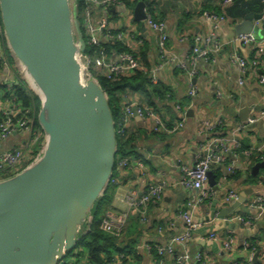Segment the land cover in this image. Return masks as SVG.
<instances>
[{"label": "crops", "instance_id": "obj_1", "mask_svg": "<svg viewBox=\"0 0 264 264\" xmlns=\"http://www.w3.org/2000/svg\"><path fill=\"white\" fill-rule=\"evenodd\" d=\"M141 1L146 3V11L154 21L164 26L163 34L167 38L165 53L161 54L159 50L160 35L144 23L143 26L133 21L134 3L108 11L112 32L125 36L127 45L124 47L138 55L136 59L139 63L141 61L147 78L155 80L149 82L152 89L156 90L155 93L149 89L150 96H145L141 91L127 90L121 96L120 107L126 102L141 105L151 102L150 106L168 128L177 124L182 127L175 133L156 137L151 131V121L135 115L130 118L128 131L136 137V156L130 157V166L126 170L115 175L116 182L112 183L115 190L104 221L111 212V215L125 219L119 243L123 247L134 245V264H155L142 246L146 243L165 246L170 239L181 234L184 223L180 214L184 211H191L193 220L200 223V227L191 240L184 245L174 246L172 256L164 257V264H179L180 260V264H197V254H202L208 264H230V253L223 248L226 241L230 242L233 253L251 240L262 251L264 239L259 232V224L245 228L235 223H226L224 219L247 213L241 212L243 209L248 210L249 215H254L255 212L250 211L248 205L256 197L264 198V169L256 177L252 176L250 172L255 164L249 159L252 154L264 152V84L258 82L259 76L264 74V22L254 21L252 41L242 44L235 41V38L238 36L237 26L244 18L234 21L225 19L217 30H213L201 15L205 10L223 11L228 7L223 5L224 0ZM263 11L260 14H249L262 15ZM79 30L80 26L76 30L77 34H80ZM1 32L3 34L0 29ZM210 34H214L211 44H204ZM77 38L79 47L85 48L81 34ZM195 38L200 39V47L206 46V49L212 51L207 61L196 63V74L190 76L189 70H180L177 65L186 63L189 66ZM144 45L148 47L144 50L147 64L142 60V52L138 53ZM215 46L218 47L216 52L213 51ZM4 47L10 69L0 68V99L18 82H24L40 101L39 93L13 57L6 41ZM234 54L250 66L243 75L242 86L238 85L240 69L230 59ZM106 58L117 61L115 56ZM191 89L195 92L194 96L188 95ZM217 92L222 96L217 97ZM241 112L244 114L241 115ZM241 118L246 121L243 122ZM251 120H254L252 124L249 123ZM203 122L214 125L205 135L201 133ZM240 126L243 127L241 131L235 133ZM222 137L229 141L234 139L240 147L237 148L239 152L236 150L235 158L226 155L225 164L212 168L210 172L215 187L207 182L204 187L207 196L200 200L198 192L180 186L181 169L193 164L199 144ZM36 139L41 140L42 150L45 135L39 134ZM20 141V134L11 136L0 143V153L18 147ZM231 162L237 171L235 176L227 170ZM149 185L163 186V192L158 204L148 207L147 223H142L136 211L129 206L128 198L132 193L139 197ZM230 191L237 193L238 199L225 203L223 199ZM160 228L161 233L158 232ZM210 235H216L217 240L212 241ZM258 260L264 264L260 253Z\"/></svg>", "mask_w": 264, "mask_h": 264}, {"label": "water", "instance_id": "obj_2", "mask_svg": "<svg viewBox=\"0 0 264 264\" xmlns=\"http://www.w3.org/2000/svg\"><path fill=\"white\" fill-rule=\"evenodd\" d=\"M145 7L137 2L135 23L143 25ZM74 17L73 0H0L4 39L40 95L46 137L31 164L0 181V264L64 261L112 178L115 125L106 95L78 60ZM260 18L246 15L238 35L251 34ZM262 169L264 160L250 173ZM258 256L252 264H261Z\"/></svg>", "mask_w": 264, "mask_h": 264}, {"label": "built area", "instance_id": "obj_3", "mask_svg": "<svg viewBox=\"0 0 264 264\" xmlns=\"http://www.w3.org/2000/svg\"><path fill=\"white\" fill-rule=\"evenodd\" d=\"M85 3V9L82 15L81 27L86 33L87 40L85 45H93L99 47L102 43L119 41L123 46L127 45V40L122 33L113 34L112 29L109 25L107 13L110 9L119 8L124 5V0H83ZM134 1V0H132ZM233 0H224L223 5H229ZM264 5V0H260ZM145 20L143 23L160 35L159 50L160 53H165V44L167 41L166 36L163 34L164 26L161 23L154 22L152 16L146 11L145 7ZM203 19L210 24L213 30H217L221 24L224 23L225 18L223 16L215 15L212 13H203ZM257 22H264V11L261 18ZM214 34H210L205 39L204 44H211ZM235 41L241 42L242 44H248L252 41V35H238ZM194 47L192 48V55L189 61V66L186 63H180L177 67L180 70H189V75L193 76L196 74L195 65L199 61H207L209 59L210 52L212 50L202 48L199 46L200 39H194ZM139 44V43H138ZM84 47V46H83ZM80 47L78 54V60L83 68V72L88 77L93 76H105L108 79L115 77L126 76L133 72H146L141 64L138 62L136 57L131 54H118L115 55L117 61H110L104 54L92 57L85 53V48ZM218 47L215 46L213 51H217ZM232 63L236 64L241 72V78L238 80V85L244 84L243 75L249 70V64L234 54L231 56ZM0 65L5 69H10L9 61L4 50L3 36L0 33ZM190 68V69H188ZM154 78H150V82L153 83ZM259 84H264V74L259 76ZM27 88V87H26ZM28 89V88H27ZM194 90L189 91V96H194ZM217 97H221L220 92L216 93ZM15 101L14 95L11 93L10 98L4 96L0 99V143L6 141L15 134L21 135L20 145L13 148L10 151L0 153V173L6 172L10 176L21 172L30 163H32L38 156L34 154L33 147L37 143L36 131L31 125V119L28 116V111L22 110L19 104ZM121 120L116 127H114L115 133L123 135L128 129V124L132 116H138L139 118L146 119L152 122L151 131L154 134H168L175 133L181 129L182 125L177 124L173 128H168L166 124L161 120L159 115L153 112L150 108L143 106L137 102H126L122 107ZM254 120L249 121L252 124ZM248 123V122H247ZM214 128V125L203 122L201 133L204 135L210 132ZM243 127L240 126L235 130V133L241 131ZM231 142V143H230ZM239 145L234 139L229 141L227 138H213L207 140L202 144L198 145L197 156L191 166H184L181 169L180 186L188 191L198 192L199 199L203 200L207 196L205 185L208 182L207 174L212 170L213 167L225 164L226 155H232L235 158V152ZM41 152V150H40ZM39 152V153H40ZM229 155V156H230ZM37 156V157H36ZM130 166L128 159L119 158L117 162L116 170L121 173ZM229 173H233L234 164L233 162L227 165ZM111 182V181H110ZM113 180L112 183H115ZM163 192V186L149 185L143 191L139 197H135L134 193L129 196V206L136 211L142 223H147V209L150 206H155L161 199ZM237 193L230 191L226 193L224 202H230L237 200ZM250 211H254V215L242 216L240 214L232 215L224 219L226 223H235L245 228L252 227L256 222L262 219L264 211V198L256 197L251 200L248 205ZM180 219L184 223V230L181 234L174 236L170 239L165 246H156L157 253L159 255L172 256L173 248L175 245H184L186 242L191 240L196 230L200 227V223L193 220V214L191 211H184L180 214ZM126 221L123 217H117L109 214L106 221L103 222V229L107 232L120 233L125 227ZM159 233L162 232L160 228ZM212 241L217 240L216 235H210ZM147 250L149 254L151 246L146 243L142 246ZM243 249L237 252L232 251V247L229 241L224 242L223 248L230 253V264H239V260L246 262V264H252L251 258L255 254V249L248 250V243L243 244ZM261 257L264 259V250L258 251ZM257 253V252H256ZM202 254H197L195 261L197 264H208L204 260ZM125 260H128L125 256H117L113 259V264H125ZM186 261V258H183ZM182 260L178 261L180 264ZM64 261L59 264H65Z\"/></svg>", "mask_w": 264, "mask_h": 264}, {"label": "trees", "instance_id": "obj_4", "mask_svg": "<svg viewBox=\"0 0 264 264\" xmlns=\"http://www.w3.org/2000/svg\"><path fill=\"white\" fill-rule=\"evenodd\" d=\"M134 1L135 2H131L130 0H124L123 2L126 5L134 3L133 6H135L137 1H141V0H134ZM73 5H74L75 20L76 22L79 23L80 26L79 32L81 34V37L86 43L87 36L85 31L81 27L83 21L82 15L85 9V3L83 0H73ZM229 5L228 7L226 6V8H224L223 11L221 10L216 12V9L205 10L201 13V15L203 13H212L215 15L223 16L225 19L234 21V20H240L244 18L247 14L252 12L256 14H260L264 10V5L261 3L260 0H233ZM0 29L3 30L1 22H0ZM4 43H5V39H3V44ZM144 46L139 48L138 53L142 52V54H140L142 56V60L144 63L147 64L144 50H147L148 47L146 45ZM85 53H87L89 56L92 57L99 56L101 53L108 58L122 53L124 54L127 53L134 55L135 57H138V55L133 54L132 51H130V49L124 47L122 43L119 41H113L111 43L110 42L102 43L99 47L93 45H86ZM93 79L97 82L101 90L106 95V98L108 100V105L114 121V125H115L114 127L116 128L122 116L123 106L120 107V105L122 104L121 96L125 94L127 90H129L130 92L141 91L145 94V96H150L149 89H152V85H150L149 83L150 79L147 78V74L140 72H135L133 74H128L126 76H122V77L119 76L110 79H108L105 76H93ZM152 92L155 93L156 90L152 89ZM11 93L15 97L14 102L19 104L22 110L24 111L29 110L28 116L31 119V125L33 129L36 131V137L39 136V134L43 135V132L37 123V115L41 108V103L38 97H36V95L31 90L26 88L24 82L23 83L18 82V84L14 88H12L11 91L6 92V94H4L3 96L5 98H10ZM143 105L150 108L154 112L153 108L150 106L152 105L151 102L147 103V105L146 104ZM154 135L156 137L162 136V134L160 135L154 134ZM115 138H116L117 157H115L114 169L112 173V178L110 180L111 182L104 189L102 193V197L96 202V204L91 209V214L78 236V240L75 243L74 249L76 250L75 256L79 258L73 264H113V259L121 255L128 258V260H125L126 261L124 262L125 264H134L133 258L136 254L135 250L134 252L132 251L134 245H130L127 247L120 246L119 243L120 233L107 232L103 229V222L106 218L105 215L106 212H108V207L110 205V201L115 190L112 181L115 180L116 173H119L116 170L117 162L119 158L128 159L130 161V157L134 158L136 156L135 144H134L136 141V137L134 136V134L129 133L127 129L122 136L115 133ZM40 142L41 140L38 139L36 145L33 147L34 154L36 155L41 150ZM239 149H237L238 152ZM249 159L252 164L260 163L262 160H264V152L252 154L249 157ZM235 174H237L236 170L233 171L232 175L235 176ZM10 177L12 176H10L9 173H6L5 171L0 173V181L7 180ZM240 215L244 217L251 216L248 214V212L241 213ZM255 224L260 225L259 232L264 239V217H262V219L256 222ZM246 243H248L249 245L248 250L255 249L256 252L259 251L256 242L254 243L251 240V241H246ZM149 245L151 246V248L148 255L155 261V264H164L165 256L159 255L157 253L156 246L159 245L153 243ZM242 249L243 247L241 246L240 250ZM238 262L239 264H246V262L242 260H239ZM65 264H69V261L66 260Z\"/></svg>", "mask_w": 264, "mask_h": 264}, {"label": "rangeland", "instance_id": "obj_5", "mask_svg": "<svg viewBox=\"0 0 264 264\" xmlns=\"http://www.w3.org/2000/svg\"><path fill=\"white\" fill-rule=\"evenodd\" d=\"M75 16V15H74ZM74 19V26H75V30H77V28H79V25H78V22H76V20H75V17L73 18ZM78 36H80V34L78 33L77 34V37ZM80 40H81V38H80ZM43 148V147H42ZM42 151V150H41ZM40 153H37V156L39 155ZM36 156V157H37ZM116 157H117V155H116ZM110 207V206H109ZM111 212V211H110ZM109 212V213H110ZM110 214H113L112 212L110 213ZM124 229V228H123ZM75 254H76V250L74 249V250H72L68 255H67V257H66V260L67 261H69V264H73V263H75L76 261H77V259L79 258V257H76L75 256Z\"/></svg>", "mask_w": 264, "mask_h": 264}]
</instances>
